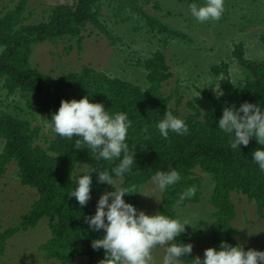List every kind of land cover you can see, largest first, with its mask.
Masks as SVG:
<instances>
[{
    "label": "trees",
    "instance_id": "trees-1",
    "mask_svg": "<svg viewBox=\"0 0 264 264\" xmlns=\"http://www.w3.org/2000/svg\"><path fill=\"white\" fill-rule=\"evenodd\" d=\"M150 3L161 8L156 0L109 2L112 10L109 20L113 25L133 24L137 33H146L152 40H158V48L136 61V66L145 72V80L139 83L112 76L91 65L55 77L31 64L35 44L75 41L81 47L89 29L105 36L112 45L118 44L121 38L104 14V0H59L44 10L41 19L32 20L30 0H0V92L6 91L11 98L8 103L0 98V142L3 144L0 178L10 166H15L21 184L35 189L38 195L18 224L5 228L0 225V263L8 241L20 231L34 228L45 217L49 219L51 237L40 249L46 258L73 264L77 257L84 256L91 264H100L105 256L103 249L97 251L91 247L93 239L104 235L103 230L91 231L84 217L95 213L94 199L108 184H98L99 170L94 172L92 198L83 208L68 193L83 172L95 167L110 168L114 164L96 161L88 149L77 150L75 138H62L54 131L50 138L44 136L40 125L22 117L25 113L22 103L44 115L48 124L63 99L89 96L90 101L103 103L110 112L126 111L132 120L127 143L136 152V165L131 174L118 179L121 182L117 187L134 185L140 192L155 172L177 169L182 180L162 192L160 212L166 215L177 217L174 210L177 193L189 186H196L197 194L183 206L198 203L201 179L196 170L210 173L215 182L211 198L214 210L211 247L219 248L221 241L237 244L232 238L236 233L233 222L237 215L231 198L233 192L254 201L259 216H264V173L252 162L253 150L262 146L253 138L248 146L232 150L228 137L217 128L226 103L238 106L247 101L264 106V59H248L244 44H236L233 55L246 78L235 84L228 64L212 65L214 85L200 89L199 96L183 108L179 90H166L173 77L166 51L171 40H186L187 36L151 14ZM218 88L223 92L219 98L215 90ZM167 110L186 121L187 135L170 133L167 140L160 137L155 124ZM138 195L128 194L124 199L139 208ZM187 237L188 226L176 240L189 243ZM193 258L191 254L183 262H194L189 260Z\"/></svg>",
    "mask_w": 264,
    "mask_h": 264
},
{
    "label": "rangeland",
    "instance_id": "rangeland-1",
    "mask_svg": "<svg viewBox=\"0 0 264 264\" xmlns=\"http://www.w3.org/2000/svg\"><path fill=\"white\" fill-rule=\"evenodd\" d=\"M32 19H41L44 10L59 0H30ZM104 0V14L111 18V7ZM161 8L150 3L148 11L187 36L186 40H171L166 54L173 77L166 86L168 92L178 89L183 108L188 102L199 96L198 91L212 87L214 78L211 66L221 63L229 65L232 81L237 84L246 78L245 71L233 55L236 44L245 46L248 59H264V0H225V11L218 21L197 23L191 16L189 4H202L203 0H156ZM117 35L121 38L118 44L112 45L103 35H98L90 29L86 38L78 47L75 41L54 44L49 41L35 44L31 56V64L39 71L55 77H61L70 71H78L83 65H91L105 71L112 76L120 77L131 82L142 83L145 72L136 66L139 57L145 56L151 50L159 47L158 40H152L146 33H137L133 24L113 25ZM145 31V30H143ZM149 40L153 42L150 43ZM1 100L8 103L6 91L0 92ZM20 100V98L16 97ZM18 100V101H19ZM22 117L28 118L34 125L42 127V134L52 136V128L44 115L37 114L34 108L25 106ZM29 111L33 114L29 115ZM3 144L0 142V152ZM197 176L201 179V197L195 204L176 206V216L187 220L188 241L193 244L192 254L203 258L204 250L211 247L213 238V207L211 198L215 182L210 173L199 168ZM121 181H117L116 186ZM108 185L105 191H112ZM151 179L140 190L138 198L140 207L147 214L160 212L162 192L154 190ZM101 195V194H100ZM100 195L96 196L97 201ZM38 198L36 190L21 184L15 166H10L6 175L0 178V225L9 227L20 222L21 217L30 210L33 202ZM231 198L236 208V218L233 226L236 233L233 240L249 248L264 251V216L260 217L257 206L247 196L233 192ZM96 211V208H95ZM201 220L199 224L197 221ZM51 237L49 219H41L37 226L28 231H20L8 241L7 251L0 264H61L54 259L45 257L40 247ZM164 249L158 247L153 251V264H162ZM73 264H91L87 257H77ZM99 264V262L95 263ZM182 264H194L182 262ZM264 264V262H262Z\"/></svg>",
    "mask_w": 264,
    "mask_h": 264
},
{
    "label": "clouds",
    "instance_id": "clouds-1",
    "mask_svg": "<svg viewBox=\"0 0 264 264\" xmlns=\"http://www.w3.org/2000/svg\"><path fill=\"white\" fill-rule=\"evenodd\" d=\"M191 16L197 23L218 21L225 11V0H203L202 4H189ZM215 89L217 98L223 92ZM50 127L56 135L69 140L75 138L77 150L88 149L89 155L96 161H107L112 167H95L83 172L75 180L74 189L68 196L74 197L83 208L91 200L93 173L97 172L98 184L113 186V191H104L96 204V211L84 217L88 228L93 232L103 230L101 238L93 239V250L103 249L105 256L100 264H153V251L164 249L162 264H182L193 252L192 243L177 241L192 225L180 217H172L157 212L149 215L138 210L124 197L136 191L135 186L117 187L118 179L133 172L136 165V152L130 150L127 143L132 120L126 111L110 112L103 103L92 102L89 96L79 100L63 99L60 107L50 119ZM217 128L228 137V146L232 150L248 146L254 138L258 145L252 152V162L264 173V106L257 103L243 102L228 105L222 109ZM161 138L167 140L170 133L187 135L189 127L186 121L166 111L163 118L155 124ZM148 129H145L147 132ZM182 180L180 171L171 168L157 171L152 177L154 190L164 192ZM197 194L196 186H189L177 193L175 204L183 206ZM205 219H199L197 223ZM194 264H262L264 251L245 250L242 244L232 245L221 241L219 248L209 247L204 250L203 258L197 256Z\"/></svg>",
    "mask_w": 264,
    "mask_h": 264
}]
</instances>
